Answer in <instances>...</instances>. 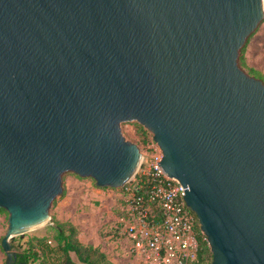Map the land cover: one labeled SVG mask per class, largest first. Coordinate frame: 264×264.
<instances>
[{
    "label": "water",
    "instance_id": "water-1",
    "mask_svg": "<svg viewBox=\"0 0 264 264\" xmlns=\"http://www.w3.org/2000/svg\"><path fill=\"white\" fill-rule=\"evenodd\" d=\"M264 0H0L1 247L55 223L66 174L118 190L138 123L187 188L212 264H264V82L240 65Z\"/></svg>",
    "mask_w": 264,
    "mask_h": 264
},
{
    "label": "built area",
    "instance_id": "built-area-1",
    "mask_svg": "<svg viewBox=\"0 0 264 264\" xmlns=\"http://www.w3.org/2000/svg\"><path fill=\"white\" fill-rule=\"evenodd\" d=\"M139 147L141 165L122 191L117 229L146 264H199L200 225L185 203L187 188L162 169L163 153L150 132L149 141ZM137 177L148 185L139 198L133 187Z\"/></svg>",
    "mask_w": 264,
    "mask_h": 264
},
{
    "label": "rangeland",
    "instance_id": "rangeland-1",
    "mask_svg": "<svg viewBox=\"0 0 264 264\" xmlns=\"http://www.w3.org/2000/svg\"><path fill=\"white\" fill-rule=\"evenodd\" d=\"M243 57L247 65L243 69L253 77L250 69L259 72V79L264 82V21L249 39ZM137 125L141 126L138 123L123 124L122 131L127 140L140 146L139 135L135 133ZM63 181L65 196L53 204L50 211L52 221L75 226L83 244L103 251L115 264H146L145 258L134 252L131 241L117 229L123 188L101 189L92 179L80 178L72 173L66 174ZM8 220L9 214L6 211L0 213V264L6 262L1 242L9 227ZM51 227L54 226L45 225L25 234V241L31 236H47L52 239L54 232ZM209 262L206 260L205 264Z\"/></svg>",
    "mask_w": 264,
    "mask_h": 264
},
{
    "label": "trees",
    "instance_id": "trees-1",
    "mask_svg": "<svg viewBox=\"0 0 264 264\" xmlns=\"http://www.w3.org/2000/svg\"><path fill=\"white\" fill-rule=\"evenodd\" d=\"M245 49L246 46L242 49L240 56L242 68L247 67L243 57ZM250 73L259 79V72L250 69ZM137 128L135 133L139 135L138 138L141 145L146 144L149 141V132L139 125H137ZM145 181V179L140 181V178L137 177V183L133 185L137 198L143 196L144 191L148 189V185L143 184ZM122 191H125V188ZM64 196L65 194L61 198ZM145 198L147 199L148 197L146 196ZM56 202L57 200L54 204ZM3 211L5 210L0 209V213ZM55 223L56 225L51 227L54 232L52 239L47 236H31L25 241L27 235H22L11 240L12 250L18 256L15 264H115L103 251L94 246L83 244L78 238L75 226L59 222ZM197 231L200 241L198 263L205 264L206 260H210L209 264H212L213 255L199 226Z\"/></svg>",
    "mask_w": 264,
    "mask_h": 264
},
{
    "label": "crops",
    "instance_id": "crops-1",
    "mask_svg": "<svg viewBox=\"0 0 264 264\" xmlns=\"http://www.w3.org/2000/svg\"><path fill=\"white\" fill-rule=\"evenodd\" d=\"M70 183H74V181L72 182V181H70Z\"/></svg>",
    "mask_w": 264,
    "mask_h": 264
}]
</instances>
